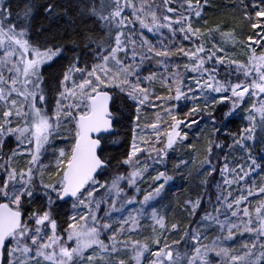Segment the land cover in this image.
I'll return each mask as SVG.
<instances>
[{"label":"snow or ice","instance_id":"obj_1","mask_svg":"<svg viewBox=\"0 0 264 264\" xmlns=\"http://www.w3.org/2000/svg\"><path fill=\"white\" fill-rule=\"evenodd\" d=\"M73 6L81 17L99 22L104 38L92 40L83 55L68 57L63 43L37 38L34 4L20 13L11 0H0V264H126V258L134 264H264V156H253L256 144L264 147V0L232 5L243 9L254 30L239 42L244 60L230 57L225 47L237 43L233 32L208 26L204 10L210 0H75L65 5V14ZM55 8L49 3L44 11L52 16ZM183 41L194 46L186 49ZM181 101L191 104L184 117L201 118L228 101L222 119L248 104L246 126L229 146L246 152L247 161L229 169L224 156L219 174L227 187L216 185L215 202L211 196L207 201L212 211L183 232V252L181 241L161 238L168 230L156 207L171 177L158 172L146 194L136 187L149 164H164L169 150L187 141L181 126L199 123L178 118ZM122 105L130 110L127 118L134 117L133 132L153 139L141 135L138 143L134 135L120 161L132 170L105 179L112 167L107 142L122 123ZM144 108L158 111L142 123ZM213 111V132H220ZM213 143L206 148L202 176L218 171ZM100 189L104 193L97 198ZM64 205L72 210L65 213L66 226L58 224L57 209ZM200 205V198L186 201L188 215ZM142 221L151 223L147 242L132 238ZM171 229L179 232L175 223ZM212 230L215 239L205 243ZM245 234L248 241L238 249L227 246Z\"/></svg>","mask_w":264,"mask_h":264},{"label":"trees","instance_id":"obj_2","mask_svg":"<svg viewBox=\"0 0 264 264\" xmlns=\"http://www.w3.org/2000/svg\"><path fill=\"white\" fill-rule=\"evenodd\" d=\"M159 3V0H156ZM238 0H210V7L204 10L205 18L207 19L208 26L215 27L217 24L224 26L223 29L230 30L236 36L237 46H240V41H246L248 34L254 30L250 28L249 21L244 17L243 9L232 7ZM248 2V0H245ZM256 3L259 0H255ZM14 12L23 13L25 8L29 4H34L32 9V25L33 31L40 40H48L52 43H63L67 50V56L71 57L74 53L79 52L81 55L86 50L85 46L89 45L92 40L103 39L104 32L100 28L99 22L94 17H81L78 14L76 7H70L68 14H65V5L75 4V0H11ZM54 4L56 6L55 13L49 16L45 13L44 7L47 4ZM249 11H251L249 9ZM253 19L255 17L253 16ZM203 24V21H201ZM205 30L206 29H202ZM43 35H39L40 33ZM149 35L150 39L154 37ZM256 39V37H254ZM177 42H180V38H177ZM184 42L183 41V46ZM185 47V46H184ZM244 49V48H243ZM259 50V49H258ZM238 59H245V49ZM175 61L176 58L173 57ZM66 63V61H64ZM223 72V69H221ZM185 76L189 74L185 73ZM159 89V85H157ZM159 94L163 95V91L160 90ZM154 104H159V101H153ZM228 101L223 104L215 105L213 115L217 121V126L220 127V132H213V125L211 123L208 111H206L202 118L201 116L184 117L183 112L187 111L191 104L186 101H181V113L178 118L188 121L196 119L198 124H193L191 128H186L183 125L182 130L188 133L187 141L180 143V145L174 150L169 151V156L166 161V165H150L143 174V180L138 181L136 187L143 190V194L155 187L153 179L158 172L166 171V174L171 177L168 184L165 185L162 196L158 199L156 207L159 209L161 215L165 218L167 235L162 236V239H167L169 244L173 241H181L180 250H183V238L184 231L193 229L197 226V222L203 216L205 211H210L212 204L207 203L208 197L211 196L213 203L217 195L216 185L222 182V177L219 174V169L223 166L224 156H227V163L229 169L233 168L237 163H245L247 161V153L241 151L238 148L229 147L232 145V136L237 134L241 128L245 127V123L242 117L232 116L230 119H222L223 113L228 111ZM124 117L122 123L115 125L116 131L108 138L107 142V156L112 159V167L108 170V174L105 179L115 175H125L127 172L126 166H121L120 161L125 159V154L130 152L131 144L133 141V120L128 119L130 110L123 107ZM203 107V105H201ZM158 109L156 108H144L141 110L142 123L145 120L151 121ZM163 115V111L159 110ZM236 115V114H235ZM259 135V132L257 133ZM151 134L146 133L145 140L150 139ZM209 141H213V163L217 167L218 171L212 176L205 173L203 176L199 171L198 163L204 161L206 158V148ZM215 142H219L224 145L222 151L215 148ZM57 146H63V141L57 140ZM194 146V147H193ZM257 149V155H264V147L260 144H256L254 150ZM219 156L220 160L217 162L215 157ZM181 158L189 163L184 165L181 163ZM51 159V157H49ZM259 160V158H257ZM23 161H20L22 164ZM184 165V166H182ZM17 166V165H14ZM207 180V186H201V182ZM162 182V181H161ZM124 185H122L123 187ZM222 186L221 188H226ZM125 192L129 196L134 194L132 188L125 187ZM104 193V189L96 194L97 198H100ZM235 194V192L233 193ZM138 196L137 199H141ZM201 199V205L197 209L194 216L188 215V210L185 209V202L188 200ZM40 206L38 202L37 207ZM70 205H64L57 209L59 213L58 224L64 225L67 216L65 213H71ZM102 214V213H101ZM175 223L179 226V232L172 231L171 225ZM143 227L139 230V235L133 236V239H138L143 242L150 241L153 236L151 223L149 221H142ZM66 226V225H64ZM151 246V245H150ZM126 264H133V262L126 258Z\"/></svg>","mask_w":264,"mask_h":264},{"label":"rangeland","instance_id":"obj_3","mask_svg":"<svg viewBox=\"0 0 264 264\" xmlns=\"http://www.w3.org/2000/svg\"><path fill=\"white\" fill-rule=\"evenodd\" d=\"M193 2H194V0H193ZM194 23H195V21H194ZM225 32H231L230 30H225V29H223ZM216 39L217 40H219V36L217 35V37H216ZM184 46H185V48L187 49V48H189V47H193L194 45H192L190 42H184ZM225 47L227 48V49H229V56L230 57H235V58H238L239 57V55L240 54H242L243 53V51H244V49H243V47H241V46H237V43H234V44H227V45H225ZM240 60H242V59H240ZM184 62H186V61H184ZM187 74V73H186ZM190 75V74H189ZM247 106H248V104H247V101H246V103L242 106V108L244 109V110H238L237 111V113H236V115L234 114L233 116L234 117H242V120L244 121V123H245V126H246V121L243 119V117L246 115V109H247ZM134 135L136 136V140H137V142L138 143H140V137H141V135H143V137H144V139H145V136H146V133H141L140 132V130L139 129H137L136 130V132L134 133ZM150 139H153V136L151 135L150 136ZM180 145V142H178L177 143V145H175L174 146V148H176V147H178ZM141 146H144V147H146V145H141ZM160 145H157V147H159ZM170 151V150H169ZM253 156L255 157V158H261L262 156H264L263 154H261V155H257V149H255L254 150V152H253ZM135 159V158H134ZM146 159V157H144L143 156V154H141L140 155V160H141V163H143V161ZM182 160H184L183 158H181ZM166 161H167V159H166ZM166 161L164 162V164H158V165H161V166H165L166 165ZM203 162V161H202ZM202 162H200V163H198V165H199V171L200 170H203V168H204V166H203V163ZM150 165H152V164H149L148 166H150ZM182 166H184V165H182ZM126 168H127V172L125 173V175H127L128 174V172H130L132 169L129 167V166H126ZM262 177H264V174H262ZM262 177H257L256 178V183L257 184H259L260 183V179L262 178ZM230 178V177H229ZM220 185H221V187L222 186H224L223 185V179H222V182L220 183ZM163 194V193H162ZM155 203V202H154ZM253 203H255V200H253ZM71 208V207H70ZM102 208H103V205H102ZM212 209H213V206L211 207V209H210V211H212ZM161 214V213H160ZM216 235H217V232L215 231V230H212V231H209V233H208V240H206L205 241V243H210L211 242V240H213V239H215V237H216ZM245 241H248V236H247V234H245V236H243V237H240L239 235H237V238L235 239V241H228L227 242V246H231V247H234V248H236V249H238L239 247H240V245H241V243L242 242H245ZM143 242V241H142ZM181 252H183V250H180ZM133 264H134V262H133Z\"/></svg>","mask_w":264,"mask_h":264},{"label":"water","instance_id":"obj_4","mask_svg":"<svg viewBox=\"0 0 264 264\" xmlns=\"http://www.w3.org/2000/svg\"><path fill=\"white\" fill-rule=\"evenodd\" d=\"M186 121H188V119H185ZM116 131V128H115V126H114V129H113V132H115Z\"/></svg>","mask_w":264,"mask_h":264},{"label":"bare ground","instance_id":"obj_5","mask_svg":"<svg viewBox=\"0 0 264 264\" xmlns=\"http://www.w3.org/2000/svg\"><path fill=\"white\" fill-rule=\"evenodd\" d=\"M185 119H188V118H185ZM189 120V119H188Z\"/></svg>","mask_w":264,"mask_h":264}]
</instances>
